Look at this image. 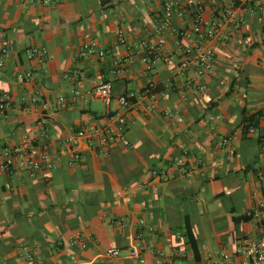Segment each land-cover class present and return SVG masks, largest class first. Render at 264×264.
Segmentation results:
<instances>
[{
  "label": "crops",
  "instance_id": "crops-1",
  "mask_svg": "<svg viewBox=\"0 0 264 264\" xmlns=\"http://www.w3.org/2000/svg\"><path fill=\"white\" fill-rule=\"evenodd\" d=\"M166 1L0 0V34L14 47L0 68V90L11 99L0 116V148L26 136L56 156L52 169L33 177L0 172V264H200L220 251L233 255L240 240L257 235L244 212L264 196V0H245L241 21L237 0H178L182 14L171 12L172 27L189 30L199 13L204 27L217 23L223 35L200 39L214 54L204 76L195 72L193 53H183L185 38L156 30ZM117 28L123 44L115 41ZM91 40L102 55L79 56ZM31 46L46 56L26 59ZM19 72L30 79L18 82ZM99 75L110 85L107 105L89 93ZM186 76L204 90L186 85ZM147 86L168 98L132 102L123 142L99 146V133L88 132L64 143L80 127L110 125L105 108L117 110L119 95ZM241 110L262 112L257 128L242 132ZM223 136L233 153L218 145ZM73 151L79 157L68 165ZM136 243L141 262L128 255ZM108 247L118 254L106 255Z\"/></svg>",
  "mask_w": 264,
  "mask_h": 264
},
{
  "label": "built area",
  "instance_id": "built-area-1",
  "mask_svg": "<svg viewBox=\"0 0 264 264\" xmlns=\"http://www.w3.org/2000/svg\"><path fill=\"white\" fill-rule=\"evenodd\" d=\"M239 1L235 16L241 21L243 18L242 10L243 3L245 0ZM43 3H48L49 0H41ZM174 11L177 15L182 14V8L178 0H167L163 6L162 17L156 24V30L167 29L174 33L179 38H185L187 43L183 48L184 54L193 53V64L195 72L198 76L209 75L213 69L214 54L209 46L204 45L200 39L202 38H214L220 40L223 38L222 33L218 29L217 23H211L204 27L202 19L199 13H196L193 18L192 26L189 30L187 29H176L169 23V17L171 12ZM229 11L232 15L233 11ZM193 35V36H192ZM124 33L122 28H117L115 32V41L117 43H124ZM163 39L158 37L157 43L161 44ZM156 51H161L159 46L155 47ZM14 50L12 43L3 35L0 34V68L4 65V59L8 57ZM102 55V51H98L95 47L93 40L84 44L78 51L79 56L88 55ZM24 55L28 60H42L46 56V50L42 47L31 46L24 50ZM163 60L167 64H173L171 58L167 55H163ZM145 63L147 70H150L151 66L147 62L146 57L142 58ZM187 61L180 62L177 64V68L182 70ZM98 80L96 84L89 91L92 97L99 98L104 101L106 105L110 100V85L104 81L102 77L97 76ZM30 79V73H17L16 80L20 83ZM79 84V82H77ZM186 85H193L196 90L203 91L204 86L193 83L189 76L185 77ZM153 86H147L142 89L139 93H126L119 95L116 99L118 108L115 111H111L108 107L105 108L104 114L107 119L111 122L100 130L92 127L85 126L74 130L71 134L64 137V143L75 144L81 138L86 137L88 132H98L97 144L99 146L105 145L108 139L118 138L123 142V129L126 123L125 111L130 107L132 102L143 98L150 99L154 102L158 97L168 98V95L164 91H152ZM73 95L78 93V90L72 91ZM10 95L0 90V116H3L10 105ZM64 101L62 96L57 98V102L61 103ZM164 114L174 121H181V117L174 114L171 110L165 109ZM41 124L40 121L37 122ZM249 131H252L250 129ZM90 144V140L86 139ZM219 146H225L228 149V153H233V147L230 143L228 136L220 137L217 141ZM186 153L185 150L182 152V156L177 159V163L182 166L184 164L183 155ZM79 155L76 151H73L67 161L68 165H71ZM56 156L51 152L50 148L46 143H36L29 137H22V139L13 146H3L0 148V172L1 173H14L21 174L22 172L27 173L28 176L33 177L36 173H43L44 171L50 170L55 166ZM152 174H157L161 178H166L164 171L157 172L152 170ZM189 175V172H186ZM244 215L248 218L253 219L258 225V233L253 238H243L238 242L235 247L233 255H230L226 251H220L214 255L208 256L200 264H264V196L260 198L252 207L245 210ZM143 223V220H140ZM138 238V235H136ZM23 251L26 250L24 246L21 247ZM119 252L118 248L108 247L105 250V254L108 256L117 255ZM128 255L134 261L141 262L142 258L139 253L138 244H134L129 247ZM28 262L32 261V256L26 254ZM73 258V256H71Z\"/></svg>",
  "mask_w": 264,
  "mask_h": 264
},
{
  "label": "trees",
  "instance_id": "trees-1",
  "mask_svg": "<svg viewBox=\"0 0 264 264\" xmlns=\"http://www.w3.org/2000/svg\"><path fill=\"white\" fill-rule=\"evenodd\" d=\"M264 42V39H263ZM161 87H153L152 91H161ZM262 117L261 111H256L253 113L247 114L245 110H241V127L242 132L247 133L250 129H255L258 127L259 120ZM184 236L186 237L187 242L191 245L192 248H194V240L190 233L189 227L186 225L184 228Z\"/></svg>",
  "mask_w": 264,
  "mask_h": 264
}]
</instances>
